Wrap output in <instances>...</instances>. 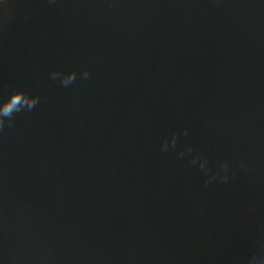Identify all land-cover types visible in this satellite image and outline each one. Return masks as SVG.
Returning a JSON list of instances; mask_svg holds the SVG:
<instances>
[{
	"label": "water",
	"instance_id": "1",
	"mask_svg": "<svg viewBox=\"0 0 264 264\" xmlns=\"http://www.w3.org/2000/svg\"><path fill=\"white\" fill-rule=\"evenodd\" d=\"M10 8L0 98L40 103L0 137V264H244L264 239V0Z\"/></svg>",
	"mask_w": 264,
	"mask_h": 264
},
{
	"label": "clouds",
	"instance_id": "2",
	"mask_svg": "<svg viewBox=\"0 0 264 264\" xmlns=\"http://www.w3.org/2000/svg\"><path fill=\"white\" fill-rule=\"evenodd\" d=\"M48 6L57 5L58 0H46ZM11 8L10 0H0V54L6 51V44L9 40V25L11 23ZM92 73L87 69L77 73L76 71H58L52 70L49 72V79L58 82L62 87H70L79 77L82 80H88ZM7 82L0 79V89H7ZM40 103L38 95H31L25 91H12L6 99L0 98V137H2L7 129L14 126V118L22 112H31ZM188 130L184 129L180 132H173L169 137L164 138L160 144L161 152H168L170 149H175L180 137H186ZM179 158L188 160V163L196 166L205 177L206 184H221L227 185L232 178V171L227 163H219L213 172L209 166L208 158L202 153H194L190 144L177 153ZM240 168L247 172L246 165L241 162ZM253 252L246 258L244 264H264V239L258 240L253 245Z\"/></svg>",
	"mask_w": 264,
	"mask_h": 264
}]
</instances>
